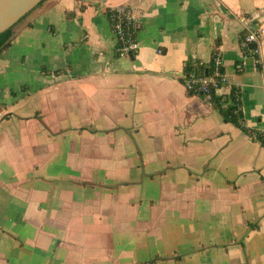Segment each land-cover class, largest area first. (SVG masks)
I'll return each mask as SVG.
<instances>
[{
	"label": "crops",
	"instance_id": "0c3cea01",
	"mask_svg": "<svg viewBox=\"0 0 264 264\" xmlns=\"http://www.w3.org/2000/svg\"><path fill=\"white\" fill-rule=\"evenodd\" d=\"M248 17L264 55V0H45L19 22L0 52V264H264V144L182 80L220 50L222 93L264 132Z\"/></svg>",
	"mask_w": 264,
	"mask_h": 264
},
{
	"label": "trees",
	"instance_id": "16d2710c",
	"mask_svg": "<svg viewBox=\"0 0 264 264\" xmlns=\"http://www.w3.org/2000/svg\"><path fill=\"white\" fill-rule=\"evenodd\" d=\"M42 2H40L35 8L42 5ZM34 8V9H35ZM128 8V7H127ZM34 9H32L30 12H28L25 16H23L16 24L5 30L0 34V52L6 48H8L11 44L12 37L14 35V29L15 26L24 20ZM109 20L111 23V28L114 31L117 27V24L120 23V26L122 27V30L124 31L125 39L126 38H132L133 40H137V33L141 27L140 22L138 20L129 22L128 19L125 18L124 15L120 14L117 8H110L108 11ZM244 35L241 36V45L243 48V52L245 54H250L251 47L243 45ZM124 43L123 37H119L115 52L117 56H121L120 48ZM138 49L132 50L127 55H132L135 52H137ZM221 55L220 50H214L211 59L209 62H203L201 64H197L194 66L195 71L198 74L206 75V76H212L215 74V72L221 73V76L225 77V71L222 64L217 63V56ZM191 69L192 66H189ZM223 84H227L226 80H222ZM212 91V101L210 102L211 105H213L215 108H218L221 113L223 114L224 118L232 122L238 126H240L245 132H247L253 139L259 140L262 144H264V132L250 129L245 124L244 114L242 110V103H241V94L238 88L234 87L232 88L229 95H218L214 91V88L211 89ZM191 94H194V92H190ZM231 100V102H230Z\"/></svg>",
	"mask_w": 264,
	"mask_h": 264
},
{
	"label": "built area",
	"instance_id": "2783aa9c",
	"mask_svg": "<svg viewBox=\"0 0 264 264\" xmlns=\"http://www.w3.org/2000/svg\"><path fill=\"white\" fill-rule=\"evenodd\" d=\"M116 8L120 14L124 15L125 18L129 20V22L137 20L132 10L127 8L126 6H119ZM244 23L245 26L243 30V45H249L251 47L250 54L255 58L258 69L264 75V55L261 51L262 28L260 24L256 20H254V18L248 17L245 19ZM114 33L117 41L119 37H123L124 39V43L120 48L121 56L127 55L132 50L138 49L137 40H133L129 37L125 39L124 31L122 30L120 23L117 24ZM198 63L201 64L203 63V61L195 59L191 62L185 63V68L182 73V80L189 92H194V94L201 95L207 103H210L212 101L211 89L214 88L216 94L222 95L223 93L221 90L225 85L222 83V80H226L227 78L226 75L225 77H223L221 76V73L217 71L212 76L198 74L194 68V66ZM217 63L222 64L220 54L217 56ZM189 66H192V68L190 69Z\"/></svg>",
	"mask_w": 264,
	"mask_h": 264
},
{
	"label": "water",
	"instance_id": "95a60500",
	"mask_svg": "<svg viewBox=\"0 0 264 264\" xmlns=\"http://www.w3.org/2000/svg\"><path fill=\"white\" fill-rule=\"evenodd\" d=\"M43 0H0V34L16 24Z\"/></svg>",
	"mask_w": 264,
	"mask_h": 264
}]
</instances>
